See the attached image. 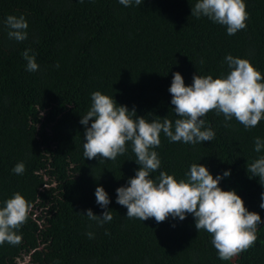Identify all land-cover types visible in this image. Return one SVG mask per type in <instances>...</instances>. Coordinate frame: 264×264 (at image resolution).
Wrapping results in <instances>:
<instances>
[{
  "label": "trees",
  "instance_id": "16d2710c",
  "mask_svg": "<svg viewBox=\"0 0 264 264\" xmlns=\"http://www.w3.org/2000/svg\"><path fill=\"white\" fill-rule=\"evenodd\" d=\"M197 2L143 0L125 7L119 0H0V208L16 193L31 205L17 231L21 243L0 245V264H264V185L247 171L264 156V148L254 150L256 138L264 142V119L246 129L210 111L202 119L215 133L212 141L170 142L161 132L154 149L161 165L153 179L163 171L187 181L194 163L213 178L229 171L218 186L259 214L255 244L229 261L219 259L212 236L196 230L191 214L160 223L126 216L116 189L139 169L130 142L115 160L83 155L80 120L95 91L148 122L167 118L174 126L180 117L168 91L173 73L185 86L194 74L226 78L225 57L232 55L264 76V0H244L246 28L234 35L192 16ZM9 15L25 18L26 40L9 39ZM25 50L37 71L26 70ZM17 163L23 174L12 171ZM98 186L108 194L107 209L96 203ZM88 209L98 217L110 210L113 219L101 225L84 215Z\"/></svg>",
  "mask_w": 264,
  "mask_h": 264
},
{
  "label": "clouds",
  "instance_id": "9594fccd",
  "mask_svg": "<svg viewBox=\"0 0 264 264\" xmlns=\"http://www.w3.org/2000/svg\"><path fill=\"white\" fill-rule=\"evenodd\" d=\"M119 3L125 7L140 6L143 0H119ZM191 15L197 19L205 16L226 26L228 35L246 28L248 19L244 0H198L191 8ZM5 24L9 28V39L17 42L27 39L28 24L23 16L9 15ZM23 58L27 61V71L38 70L35 57L29 55V50L24 51ZM225 61L230 70L226 78L213 79L211 75L194 74L192 84L185 86L182 75L173 73L168 91L172 96L171 104L175 106L174 112L180 117L174 126L167 118L163 122H148L144 117H137L134 109L129 111L126 106L117 105L112 97L99 91L91 94L90 110L80 123L85 126L83 155L89 160L97 157L115 160L131 143L139 169L134 177L129 178L127 186L116 189V203L127 209L128 218L140 221L154 218L160 223L169 217L183 221L187 214H191L196 230L203 229L212 236L211 243L219 259L229 261L255 244L261 223L259 214L248 211L235 191H224L218 186L230 172L225 171L222 176L213 178L205 166L194 163L186 174L187 181H177L163 171L156 179L151 175L161 165L154 150L160 146L161 132L170 142L195 145L210 142L215 137L211 128H204L202 119L210 111L217 115L222 113L226 121L234 117L246 129L256 127L264 119V76L247 59L227 55ZM262 148L264 142L256 138L254 150L260 152ZM12 171L23 174L25 166L17 163ZM247 171L264 185V156L255 160ZM95 200L102 209H107L110 203L108 194L100 186L95 189ZM259 206L264 209V193H261ZM30 210L31 205L19 193L5 201V206L0 208V245L21 243L22 237L17 231L27 221ZM84 215L101 225L113 219L110 210L98 217L88 209ZM87 235L93 238V233Z\"/></svg>",
  "mask_w": 264,
  "mask_h": 264
}]
</instances>
